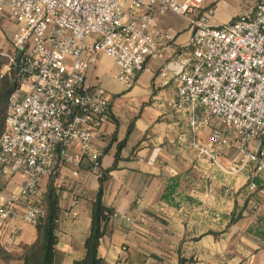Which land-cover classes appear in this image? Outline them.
I'll use <instances>...</instances> for the list:
<instances>
[{
    "label": "built area",
    "instance_id": "2783aa9c",
    "mask_svg": "<svg viewBox=\"0 0 264 264\" xmlns=\"http://www.w3.org/2000/svg\"><path fill=\"white\" fill-rule=\"evenodd\" d=\"M242 1L243 14L212 25L210 8L199 13L203 0H0V21L16 29L7 50L0 49V83L10 72L17 85L3 116L0 182L25 177L16 195L0 197V220L18 201L25 203V224L45 216L38 181L54 170L57 151L74 168L87 159L100 178L92 132L108 120L110 97L86 83L99 56L113 61L126 90L148 59L159 62L158 85L173 88L167 107L187 118L189 146L213 165L222 149L235 151L227 171L245 173L255 191V175L264 172V0ZM166 13L186 19L191 31L178 50L177 72L160 50L174 35L152 32ZM118 216L112 212L110 220Z\"/></svg>",
    "mask_w": 264,
    "mask_h": 264
},
{
    "label": "crops",
    "instance_id": "0c3cea01",
    "mask_svg": "<svg viewBox=\"0 0 264 264\" xmlns=\"http://www.w3.org/2000/svg\"><path fill=\"white\" fill-rule=\"evenodd\" d=\"M230 1L203 0L199 13L210 8L209 22L220 25L225 16L231 20L246 11L237 13ZM156 19L154 35H174L160 50L168 69L177 72L178 50L191 36L188 22L171 13ZM15 30L0 21V49ZM158 71L159 62L148 59L128 90L104 56L86 74L89 87L110 97L108 120L92 132V151L100 154L98 172L106 175L103 204L119 215L110 220L97 256L105 264H178L179 258L191 264H264V172L255 175L257 187L250 191L245 173L227 171L237 161L235 151L222 149L218 165L200 159L189 146L187 118L167 107L175 93L158 85ZM207 137L205 129L199 141ZM76 153V147L69 151ZM53 159L54 170L38 187L43 196L54 190L58 199L55 264H73L85 255L99 178L87 159L78 168L64 163L58 152ZM24 181L12 176L0 197L16 195ZM24 207L14 203L13 215L0 220V264H21L23 248L36 239L34 226L22 221Z\"/></svg>",
    "mask_w": 264,
    "mask_h": 264
},
{
    "label": "trees",
    "instance_id": "16d2710c",
    "mask_svg": "<svg viewBox=\"0 0 264 264\" xmlns=\"http://www.w3.org/2000/svg\"><path fill=\"white\" fill-rule=\"evenodd\" d=\"M17 89L14 75L6 73L0 83V107L5 105L8 97ZM2 102V103H1ZM2 112L0 111V117ZM3 130V119H0V134ZM58 152V151H57ZM106 175L101 174L99 188L92 201L91 223L87 238L84 241L85 255L82 260L73 264H105L98 256L97 249L101 238L104 236L110 222L112 210L103 204V183ZM4 185L0 182V193ZM42 207L45 216L34 226L36 232L35 241L23 248L18 260L21 264H55L58 258L56 246L58 238V199L55 191L48 189L43 196ZM192 260L179 258L178 264H191Z\"/></svg>",
    "mask_w": 264,
    "mask_h": 264
},
{
    "label": "rangeland",
    "instance_id": "374dc122",
    "mask_svg": "<svg viewBox=\"0 0 264 264\" xmlns=\"http://www.w3.org/2000/svg\"><path fill=\"white\" fill-rule=\"evenodd\" d=\"M230 2L234 3L233 4V8L236 10L237 13H240L242 11V9L244 10L245 7H247V4L245 2H243L242 0H232ZM224 18H225V19H223L224 23H222V24H225V23H227L230 20V18H228L227 16H225ZM7 48L8 47H6V49H4V50H7ZM5 108H6V104L5 105L3 104V106L0 107V111L2 112L0 119L1 118L3 119ZM10 179H11V177H10ZM10 179L8 181H6L3 185L4 186L7 185V183L10 182Z\"/></svg>",
    "mask_w": 264,
    "mask_h": 264
}]
</instances>
